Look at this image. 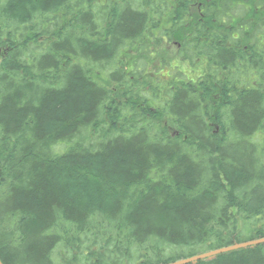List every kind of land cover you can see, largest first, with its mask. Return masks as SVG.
Here are the masks:
<instances>
[{"label": "trees", "instance_id": "obj_1", "mask_svg": "<svg viewBox=\"0 0 264 264\" xmlns=\"http://www.w3.org/2000/svg\"><path fill=\"white\" fill-rule=\"evenodd\" d=\"M263 7L0 0L2 262L166 264L263 237ZM197 264H264V244Z\"/></svg>", "mask_w": 264, "mask_h": 264}, {"label": "water", "instance_id": "obj_2", "mask_svg": "<svg viewBox=\"0 0 264 264\" xmlns=\"http://www.w3.org/2000/svg\"><path fill=\"white\" fill-rule=\"evenodd\" d=\"M263 243H264V237L252 239V240H247V241H243L240 243H235V244L230 245V246L221 247V248H217V249L205 252V253H201V254L192 256L190 258L179 259L177 261L166 263V264H196L198 261L211 260V259H213V258H215L218 255L223 254V253H227V252H230L233 250H238L241 248L255 247V246H257L259 244H263ZM0 264H3V262L1 260H0Z\"/></svg>", "mask_w": 264, "mask_h": 264}, {"label": "rangeland", "instance_id": "obj_3", "mask_svg": "<svg viewBox=\"0 0 264 264\" xmlns=\"http://www.w3.org/2000/svg\"><path fill=\"white\" fill-rule=\"evenodd\" d=\"M245 2V1H244ZM235 7H237V10H236V12H238V18H240L241 19V17H243L244 15H245V11L242 9V3L240 2V3H235ZM232 14H234V12L232 13ZM249 26V25H248ZM249 28H250V26H249ZM251 29V28H250ZM254 33V34H253ZM250 36H252V38H256L257 37V34H256V32H253ZM246 36H248V35H246ZM244 37L243 35L241 36V37H243V39L245 40V41H247V39H248V37ZM170 48H171V51H169V52H167V54H165V55H167V57H169V58H172V53L175 51V49L177 48L176 47V45L175 44H170V46H169ZM161 62V61H160ZM171 64H174V65H182L183 63H178V62H170ZM157 66H161V64L159 63V64H157ZM165 66V65H164ZM164 66H162V68H164ZM160 70H162V69H160ZM160 70H156V69H154V70H152L151 72H150V70H146L145 72H143V74H144V77H143V80H145V78H151V76L153 77V78H155V75L156 74H158V77H160V75H161V73H164L166 76H167V79H168V76H169V73H171V70H170V67H167V68H165L163 71H161L160 72ZM184 78V77H183ZM166 78H165V80H167ZM62 250H63V248H61ZM65 250V249H64ZM58 261H60L59 260V258L57 259ZM68 260V259H67ZM66 260V261H67ZM129 259H125L124 261L126 262V261H128ZM60 263V262H59Z\"/></svg>", "mask_w": 264, "mask_h": 264}, {"label": "flooded vegetation", "instance_id": "obj_4", "mask_svg": "<svg viewBox=\"0 0 264 264\" xmlns=\"http://www.w3.org/2000/svg\"><path fill=\"white\" fill-rule=\"evenodd\" d=\"M260 11V12H259ZM262 13H264V7L262 8V9H258V14L259 15H261ZM245 28H246V30H247V34H249V30H250V28H249V26L248 25H246L245 26ZM263 32H264V29H263ZM254 34V33H253ZM257 34V37L259 38V37H262V38H264V33H256ZM211 36H213V35H211ZM217 37H219V34L217 35ZM224 37H225V40H224V44H223V46H224V48H225V50H231V48H232V46H234V40L235 39H239V35H237V34H231V35H228V34H225L224 35ZM221 41H218L217 42V46H218V44L220 43ZM171 44V43H170ZM179 47H180V45H179ZM244 49H246V47H244ZM199 69H203V66L202 65H200L199 66Z\"/></svg>", "mask_w": 264, "mask_h": 264}, {"label": "bare ground", "instance_id": "obj_5", "mask_svg": "<svg viewBox=\"0 0 264 264\" xmlns=\"http://www.w3.org/2000/svg\"><path fill=\"white\" fill-rule=\"evenodd\" d=\"M264 237V236H263ZM259 238H261V237H259ZM255 239H257V238H255ZM235 243H240V242H235ZM235 243H233V244H235ZM233 244H230V245H233ZM264 244V243H263ZM263 244H259V245H263ZM230 245H227V246H230ZM259 245H257V246H259ZM257 246H255V247H257ZM224 247H226V246H224ZM255 247H249V248H241V249H238V250H233V251H230V252H227V253H223V254H229V253H232V252H237V251H241V250H246V249H251V248H255ZM223 254H220V255H223ZM198 255V254H197ZM220 255H218V256H220ZM193 256H195V255H193ZM217 256V257H218ZM192 257V256H191ZM217 257H215V258H213V259H211V260H201V261H212V260H214V259H216ZM188 258H190V257H188ZM1 260V259H0ZM2 261V260H1ZM200 261H198L197 263H199ZM196 263V264H197ZM4 264V263H3Z\"/></svg>", "mask_w": 264, "mask_h": 264}]
</instances>
